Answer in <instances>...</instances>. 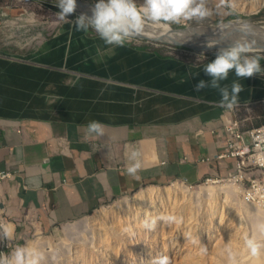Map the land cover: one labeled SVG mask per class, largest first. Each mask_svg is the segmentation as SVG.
<instances>
[{"label":"crops","instance_id":"obj_1","mask_svg":"<svg viewBox=\"0 0 264 264\" xmlns=\"http://www.w3.org/2000/svg\"><path fill=\"white\" fill-rule=\"evenodd\" d=\"M218 2L209 0L210 9ZM8 9L0 1V16ZM89 37L102 42L97 34ZM97 48L78 66L90 79L64 83L66 91L55 100L62 106L60 113L54 108L45 115L16 113L7 109L5 93H0V171L13 172L0 185V218L15 224L14 237L22 235L28 218L45 226L64 224L145 185L175 179L196 184L236 168L234 159L216 158L226 146L221 133L227 121L239 118L235 107L264 102V76L239 78L243 88L238 103L226 110L218 104L216 89H195L199 79H208L203 65L129 43ZM50 58L46 50L41 61L49 64ZM25 71L30 72L26 86L33 102L40 95L38 64H0V88L22 90ZM232 79L230 72L222 83ZM45 87L49 90L52 84ZM245 112L247 119L264 117ZM94 119L105 126L99 139L85 137L86 124ZM126 144L141 152L136 176L125 171Z\"/></svg>","mask_w":264,"mask_h":264},{"label":"rangeland","instance_id":"obj_2","mask_svg":"<svg viewBox=\"0 0 264 264\" xmlns=\"http://www.w3.org/2000/svg\"><path fill=\"white\" fill-rule=\"evenodd\" d=\"M81 1L90 4L88 9L76 6L64 21L57 19L59 8L53 0L2 1L10 9L0 16V64H38L40 89L39 98L30 102V89L26 86L30 72L25 71L22 74L26 78L25 87L19 91L15 106L10 107L6 103L7 109L15 110L16 113L23 111L26 114L45 115L54 108L56 112L59 109L57 113H60L62 106L55 102L63 95L56 92L58 74L65 76L62 84L70 82L77 85L82 80L90 79L78 71V66L85 60L86 54H93L104 42L89 37L96 34L93 30L75 29L76 17L81 13L90 14L91 6L95 2ZM239 1L244 3L245 9L236 6L234 0H227L230 7H224L223 12L213 8L210 18L201 22L192 21L190 26L212 29L217 27L218 21L231 23L245 19L258 24H254L261 36L257 38V43L263 44L264 30L261 26L264 27V4H260L259 0ZM222 41L230 42L226 39ZM191 42H195L194 38ZM129 44L147 46L178 56L193 65H203L213 59L217 52L215 49L196 51L186 45L140 37L132 39ZM58 48L64 49L62 64L57 62V58L49 64L41 61L46 50L57 54ZM92 59L94 60V56ZM41 65H49L51 69L46 71L47 68ZM261 65L264 67V58L261 59ZM11 81L14 82V78ZM40 82L41 86L44 84L43 88H40ZM45 84H52V87L47 90ZM47 91H50L49 94ZM0 93L13 96L14 91L5 87L0 88ZM52 99L54 105L50 103ZM24 101L26 102L23 103ZM253 106L235 107L244 129H250L262 121V116L248 119L245 116V111L254 110ZM175 182L187 187L183 188L182 185L178 188ZM226 182L229 183H206L203 180L190 184L183 179H175L164 185H145L131 194L106 203L88 216L64 224L45 226L40 219L28 218L21 236L17 235L12 241L2 243L0 255L6 254L17 244L34 241L45 252L44 264H147L151 256L161 252L169 256L170 264H224L220 255L224 241L227 242L231 234L232 243L235 245L236 237L248 227L243 222L244 219L264 213L263 208L245 200L240 188L233 182ZM150 188H155L154 193L150 198L144 197L146 190ZM157 212L175 213L181 221L172 225L158 223L152 231L144 229L142 221L145 217ZM201 243L208 249L206 255L199 251ZM260 260L262 262L256 264H264V257Z\"/></svg>","mask_w":264,"mask_h":264},{"label":"clouds","instance_id":"obj_3","mask_svg":"<svg viewBox=\"0 0 264 264\" xmlns=\"http://www.w3.org/2000/svg\"><path fill=\"white\" fill-rule=\"evenodd\" d=\"M53 3L59 8L56 17L60 21L66 20L67 14L76 7V0H53ZM215 7L219 10L230 5L227 0H219ZM212 14L209 0H142L139 3L137 0H95L90 14L78 15L74 27L76 30H93L104 44L110 46H125L132 39L143 36L172 44L174 41L183 42L192 34L199 35V31L191 28L190 22H201ZM174 25L180 27L173 28ZM216 26L220 38L230 42L218 48L214 58L203 64L202 70L208 79H199L195 89H216L220 95L219 106L231 110L238 103L243 88L239 78L254 73L264 74L261 65L264 46L257 43V38L261 36L248 20L240 19L234 25L218 21ZM219 42L208 40L206 45L211 47ZM230 72L236 79L222 83L228 80ZM105 133V126L99 120H90L85 126L86 138L99 139ZM124 157L126 173L136 176L142 167L140 149L134 144H126ZM180 221L175 213L157 212L145 217L142 226L152 231L158 223L172 225ZM243 222L248 227L236 237L235 245L230 234L221 246L220 255L224 264H256L264 257V213L247 217ZM15 229L14 223L0 222V243L12 241ZM199 251L206 255L208 249L201 243ZM45 258V252L34 241H25L0 255V264H44ZM147 264H170V258L163 252L157 253L150 257Z\"/></svg>","mask_w":264,"mask_h":264},{"label":"built area","instance_id":"obj_4","mask_svg":"<svg viewBox=\"0 0 264 264\" xmlns=\"http://www.w3.org/2000/svg\"><path fill=\"white\" fill-rule=\"evenodd\" d=\"M221 134L226 146L216 158L234 159L236 168L223 175L206 178L205 182L211 180L233 182L240 188L245 200L264 209V123L244 129L242 120L233 118L225 123ZM233 138H240V146H233ZM12 176L13 172L10 170L0 171V185ZM0 222L7 221L1 217Z\"/></svg>","mask_w":264,"mask_h":264},{"label":"bare ground","instance_id":"obj_5","mask_svg":"<svg viewBox=\"0 0 264 264\" xmlns=\"http://www.w3.org/2000/svg\"><path fill=\"white\" fill-rule=\"evenodd\" d=\"M259 3L260 4H264V0H259ZM234 4L236 6H239L241 9H245V6H244V3L243 2H240L239 0H234ZM78 6V5H76ZM89 6L87 7H84L85 9H88ZM231 24H235V22H232ZM208 27V26H207ZM204 28V27H203ZM194 30H197L199 31V35L197 34H192L191 36H194V41L195 42H191V40L193 39L191 36L190 38H187L185 40H183V42H186L187 44H190L191 46H193L194 48H199V49H203V50H212V49H215V50H218V48L220 47H223L222 44H221V40H220V34H219V29L217 27L215 28H212V29H209V28H205V29H202L201 27H194L192 28ZM147 37V36H146ZM196 37H203V39H199L196 38ZM205 38V39H204ZM147 39H150L147 37ZM264 39V37L262 38V40ZM150 40H153V39H150ZM162 40V39H161ZM201 40V41H200ZM208 40H219L220 42L211 46V47H208L206 45V43H203V41H208ZM264 41V40H263ZM174 42H177V41H174ZM178 42H181V41H178ZM233 146H240V138H233ZM181 182H184V181H181ZM208 182H217V183H221V182H224V183H229V182H226V181H222V180H211V181H208ZM206 182V183H208ZM185 183V182H184ZM176 185H178V188H181L182 185L184 186L183 188H186L187 186L180 183V182H175ZM203 188V187H202ZM154 189L155 188H150L148 190H146L145 192V196L144 197H148L150 198L152 196V194L154 193ZM149 200V199H148ZM150 202V201H149ZM257 262H262V260H259Z\"/></svg>","mask_w":264,"mask_h":264},{"label":"trees","instance_id":"obj_6","mask_svg":"<svg viewBox=\"0 0 264 264\" xmlns=\"http://www.w3.org/2000/svg\"><path fill=\"white\" fill-rule=\"evenodd\" d=\"M0 1L2 2L4 0H0ZM231 17H233V16H231ZM61 40H63V39H61ZM57 51H58L57 54H54V53L51 54V58L49 59V61L53 62L55 60V58H57L58 59L57 62L62 64L61 57L63 55L64 49L63 48H58ZM56 74H58V73L56 72ZM58 75L59 76L56 77V82H58L59 84L55 85L56 86V92L62 94V93H64L66 91L65 85L62 84L63 81H64V77L65 76L62 73H60ZM15 79L16 78H14V80ZM11 89L14 91L13 96H10V95L6 96V99L8 101L7 104L9 103L8 105H10V107L16 105L17 100H18V94H19V93H17L19 90L15 89V88H11ZM253 112H258V113H260L261 115L264 116V102L258 104V106H255ZM245 114H247V112ZM261 122L264 123V117L262 118Z\"/></svg>","mask_w":264,"mask_h":264},{"label":"water","instance_id":"obj_7","mask_svg":"<svg viewBox=\"0 0 264 264\" xmlns=\"http://www.w3.org/2000/svg\"><path fill=\"white\" fill-rule=\"evenodd\" d=\"M94 4V3H93ZM92 4V5H93ZM76 5H78L79 7H81V8H83L84 10H87V9H85L84 7H87V6H90V4L89 3H86V2H82L81 0H76ZM252 25H254V24H256V25H258L257 23H253L252 21H249ZM224 23H230V22H224ZM232 23V22H231ZM236 23V22H235ZM196 27V26H195ZM191 28H194V26H191ZM261 28L264 30V27H262L261 26ZM233 34H236V33H233ZM140 38H144V39H147V37L146 36H143V37H140ZM220 40H221V44H222V46L224 47V46H227V44L228 43H226L225 41H222V39L220 38ZM174 44H176V45H186V46H189V47H192L194 50H196V51H208V50H203V49H199V48H194L193 46H191L190 44H187L186 42H173ZM260 45H263L264 46V42H263V44H260ZM211 50V49H210ZM212 50H214V49H212Z\"/></svg>","mask_w":264,"mask_h":264}]
</instances>
